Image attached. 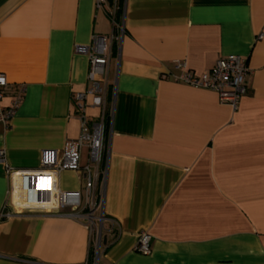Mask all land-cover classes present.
Listing matches in <instances>:
<instances>
[{
	"label": "crops",
	"instance_id": "0c3cea01",
	"mask_svg": "<svg viewBox=\"0 0 264 264\" xmlns=\"http://www.w3.org/2000/svg\"><path fill=\"white\" fill-rule=\"evenodd\" d=\"M111 34L94 260L83 222L51 214L57 189L83 190V172L47 170L41 153L79 135L74 96L94 76L75 45ZM229 54L250 69L236 109L161 76L175 60L198 74ZM0 72L4 104L23 89L0 122V264H264V0H0ZM140 230L148 254L134 249Z\"/></svg>",
	"mask_w": 264,
	"mask_h": 264
},
{
	"label": "built area",
	"instance_id": "2783aa9c",
	"mask_svg": "<svg viewBox=\"0 0 264 264\" xmlns=\"http://www.w3.org/2000/svg\"><path fill=\"white\" fill-rule=\"evenodd\" d=\"M107 0H95V7H102ZM122 29V25H118ZM258 38H262L259 34ZM113 35H93L90 44L75 45L77 53L86 54L89 58V74L93 75L90 86L74 96V106L80 121V131L75 143L68 149L58 152L55 149H45L41 153V165L47 170L59 173L62 170H81L83 172V190H56V206L51 214L63 216L82 221L84 226L93 234L92 254L96 260L101 245L102 228L105 215L104 191L96 187L98 176L105 175L102 169L105 114H106V92H107V66L109 53L107 52V41H112ZM174 68L177 72H164L162 78H169L195 88H203L214 91L219 103L236 109L240 98L247 90L246 78L250 69L245 60L237 54H229L219 57L209 69L195 73L188 68L183 60H175ZM7 79L0 72V122L4 128L10 126V120L15 114L23 98V89L9 97L7 104L3 103L5 98V87ZM90 101L87 102V97ZM88 105L99 109V114L91 119L85 109ZM88 148V163L80 166L81 149ZM0 161H5V152L0 149ZM7 216L10 213L6 214ZM151 234L146 230L137 233L134 246L135 251L148 254L151 250Z\"/></svg>",
	"mask_w": 264,
	"mask_h": 264
},
{
	"label": "rangeland",
	"instance_id": "374dc122",
	"mask_svg": "<svg viewBox=\"0 0 264 264\" xmlns=\"http://www.w3.org/2000/svg\"><path fill=\"white\" fill-rule=\"evenodd\" d=\"M100 249V248H99ZM93 254H94V246H93Z\"/></svg>",
	"mask_w": 264,
	"mask_h": 264
}]
</instances>
